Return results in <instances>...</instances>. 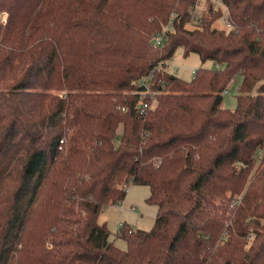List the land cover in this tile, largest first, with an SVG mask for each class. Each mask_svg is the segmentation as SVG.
I'll list each match as a JSON object with an SVG mask.
<instances>
[{"label":"trees","instance_id":"1","mask_svg":"<svg viewBox=\"0 0 264 264\" xmlns=\"http://www.w3.org/2000/svg\"><path fill=\"white\" fill-rule=\"evenodd\" d=\"M198 1L0 0V264H264V0H221L230 30ZM134 184L158 212L120 249L98 217Z\"/></svg>","mask_w":264,"mask_h":264},{"label":"rangeland","instance_id":"2","mask_svg":"<svg viewBox=\"0 0 264 264\" xmlns=\"http://www.w3.org/2000/svg\"><path fill=\"white\" fill-rule=\"evenodd\" d=\"M217 3L219 4L220 1H217ZM204 6H206V4H204ZM7 17L8 15L4 13L0 16V20L6 21ZM220 26H222V24H220ZM169 63V72L173 73L174 75H178L186 81H190L195 74V70H198L202 67L217 68L216 63H214L212 60H208L205 62V64H202L201 58L197 53H190V55L186 56L181 46L176 49L175 55L172 57ZM231 79H235L237 82L231 86L230 93L223 94V105L227 109L233 111L237 108L238 95L241 92V81L237 76ZM156 103L157 101L155 99L150 102V104L153 106H155ZM117 130L121 131V126H119ZM150 194L151 189H149V187L146 185H130L127 195L123 200L114 205L109 204L99 214V222H107L108 228L110 230L111 240H113L115 245L120 249L127 248V241L120 236V231L125 225H130L133 229L139 228L144 230H150V228L154 226L156 221L155 217L158 212V206L148 202ZM121 202L125 204V208L121 207ZM132 208L136 209L133 211ZM121 223L124 224L123 227H120Z\"/></svg>","mask_w":264,"mask_h":264},{"label":"built area","instance_id":"3","mask_svg":"<svg viewBox=\"0 0 264 264\" xmlns=\"http://www.w3.org/2000/svg\"><path fill=\"white\" fill-rule=\"evenodd\" d=\"M207 1L208 0H199L197 2V4L193 7L194 8V14H193V17H192V22L193 23H196V24L200 23V17L203 15L204 11L207 10V8H208L207 7V4H208ZM211 1L214 2V7H215L216 10H219V9L222 10V15H220L219 19L217 20L218 25L220 26V24H222V26H220V27L221 28H225L227 30L232 29L233 28V24H232V22H230V19H229L230 8L226 4H224L223 1H221V0H211ZM217 1L218 2L220 1V3L218 4ZM203 3L206 4V6H204ZM166 29H168V26H166L164 31H162L159 35L155 36L154 39H155V41H156V43L158 45L163 41L162 38L164 37ZM168 66H167V68H168ZM195 72H196V70H195ZM154 75H155V71H152V73H150L148 76L144 77L143 78L144 83H146L147 81L151 80L154 77ZM230 82L231 83H229L227 85V87L223 90V94L230 93L231 86L234 83H236L237 81L235 79H231ZM147 85L149 87L150 84H147ZM140 105H141V107L143 106L142 109L144 110V109H146L148 107L149 103L148 102L147 103L144 102V103H140ZM127 191H128V188H127ZM121 205H122L121 207L124 208V204L122 202H121ZM135 209L136 208H132L133 211ZM123 226H124V224L121 223L120 227H123Z\"/></svg>","mask_w":264,"mask_h":264},{"label":"crops","instance_id":"4","mask_svg":"<svg viewBox=\"0 0 264 264\" xmlns=\"http://www.w3.org/2000/svg\"><path fill=\"white\" fill-rule=\"evenodd\" d=\"M129 188V187H128ZM128 192V191H127ZM123 203V202H122ZM124 204V203H123ZM109 205V204H108ZM111 205H114V204H111ZM122 206V205H121ZM124 208H125V204H124ZM106 222V221H105Z\"/></svg>","mask_w":264,"mask_h":264}]
</instances>
